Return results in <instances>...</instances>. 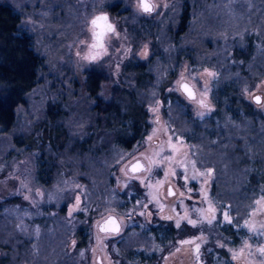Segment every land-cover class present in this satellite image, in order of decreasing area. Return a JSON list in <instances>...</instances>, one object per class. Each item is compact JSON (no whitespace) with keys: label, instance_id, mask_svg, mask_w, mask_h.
Returning <instances> with one entry per match:
<instances>
[{"label":"rangeland","instance_id":"374dc122","mask_svg":"<svg viewBox=\"0 0 264 264\" xmlns=\"http://www.w3.org/2000/svg\"><path fill=\"white\" fill-rule=\"evenodd\" d=\"M2 1L20 13L22 29L32 35L33 46L44 60L27 105L17 111L16 126L9 132L0 128L1 213L6 223L13 226L17 238L0 231L2 245H7L9 240L16 244L20 235L36 247L40 234L52 233L49 230L56 219L57 228L61 224L70 232L66 253L76 252L78 262L264 264V253L260 251L264 249V196L238 225L229 206L217 201L212 193V170L201 169L195 163L190 145L166 118L163 103L149 109L151 128L147 136L111 172L112 186L99 204L89 201L86 186L74 175L62 174L48 185L40 184L37 164L40 158L43 163L47 161L42 149L18 146L24 140L23 135L44 119L49 103L65 99L64 109L76 106L87 94L91 74L99 80V93L96 98H87L89 109L97 104L106 106L123 88L133 86L134 81L126 72L128 63L146 62L156 46L155 38L150 35L136 41L129 28L135 23L134 17L143 19L145 26H153L165 15L179 12V8H208L210 24L202 28L206 30L207 42L213 45L219 39L231 55L235 47L246 48L250 39L256 52L264 48V0H195L188 5L183 0H148L152 4L151 12L142 10L140 0ZM98 17L107 19L98 20ZM93 20L97 23L93 24ZM100 24L104 25L102 31ZM109 25L114 31L109 30ZM216 78L215 68L194 71L185 62L172 89L189 106L193 116L202 117L215 110L210 95ZM183 81L194 88L195 99L190 100L182 93ZM256 94L262 96L261 104L253 102ZM243 96L264 114V77L246 86ZM16 135L18 143L14 141ZM112 137L111 131L101 127L96 144L110 143ZM172 145L177 151L172 150ZM136 159H141L147 169L132 174L127 167ZM168 185L176 190L174 196L167 194ZM109 215L117 216L122 224L118 234H103L98 229L99 223ZM189 221L195 222V226ZM160 223L172 224L183 236L170 240L168 235L160 234L157 241L137 239ZM229 225L235 229L233 238L222 231ZM80 228L89 236L88 245L76 251L74 234ZM135 240L136 244L128 245ZM5 251L0 248V257L5 256ZM16 257L17 252L12 253V258Z\"/></svg>","mask_w":264,"mask_h":264},{"label":"trees","instance_id":"16d2710c","mask_svg":"<svg viewBox=\"0 0 264 264\" xmlns=\"http://www.w3.org/2000/svg\"><path fill=\"white\" fill-rule=\"evenodd\" d=\"M183 1L188 5L195 0ZM207 9L179 8V12L165 15L153 26H145L143 19L134 17L135 23L129 27L131 34L136 41L143 35L155 38V51L146 62L128 63L126 72L132 77L133 86L123 88L106 106L97 104L89 109L87 98H96L99 93V80L92 74L87 94L76 106L64 109L65 99L48 104L44 119L23 135V142L18 141L21 147H40L46 156L45 163L40 158L37 164L40 184L48 185L59 176L74 175L86 186L89 201L101 203L112 186L111 172L147 136L151 128L149 109L163 103L166 118L190 145L195 163L201 169L212 170L214 197L229 206L238 225L243 222L256 201L264 196V114L243 96L246 86L264 77V48L255 52L248 39L246 48L235 47L230 55L219 39L213 45L207 42L206 30H202L210 24ZM148 30L153 32L148 34ZM185 62L194 71L205 67L217 70L210 95L215 110L209 115L193 116L189 106L172 89L177 72ZM43 65V58L33 46L32 35L22 29L20 13L0 0L2 131L9 132L16 126L17 111L27 105ZM101 127L112 132L110 143L96 144ZM114 197L115 202L120 200L119 195ZM2 207L0 203V231L8 237L12 233L17 239L13 226L6 223L1 213ZM162 225L152 227L148 234H141L137 239L157 241L160 234L168 235L170 240L183 236L172 224ZM57 226L55 219L49 230L52 233L40 234L36 247L20 235L16 244L11 240L7 245L0 242V248L3 252L6 250L0 264H89L78 262L75 251L66 253L70 232L61 224ZM84 231L80 228L74 234L76 251L88 245L89 236ZM222 231L228 238L235 237L233 225ZM131 242L128 245L136 244V240ZM16 252L17 257L13 259L12 253Z\"/></svg>","mask_w":264,"mask_h":264},{"label":"water","instance_id":"95a60500","mask_svg":"<svg viewBox=\"0 0 264 264\" xmlns=\"http://www.w3.org/2000/svg\"><path fill=\"white\" fill-rule=\"evenodd\" d=\"M140 3H141V7H142V10L144 12H151L152 11V4L148 1V0H140ZM144 3H147L150 7V11H145L144 8H143V4ZM104 25L103 24H100L99 25V29L102 31L104 30ZM183 85H187L188 86V89L189 91L192 93V95L190 96L188 91H185L184 87H182ZM180 90L182 91V93L190 100H193L196 98V92L194 90V88L186 81H183L181 84H180ZM257 98H259V102H257ZM253 102L256 103V104H261L262 103V96L260 94H256L253 96ZM139 164L141 167L136 170V171H133V166L134 165H137ZM128 171L132 174H139V173H142L144 172L147 167L146 165L144 164V162L141 160V159H136L134 161H132L128 167H127ZM169 188L172 189L173 193L174 192V189H173V186L172 185H168L167 187V191L169 190ZM174 195V194H173ZM173 195H169V196H173ZM98 229L101 233L103 234H118L121 229H122V224L120 222V220L118 219L117 216L115 215H109L107 216L105 219H103L100 223H99V226H98Z\"/></svg>","mask_w":264,"mask_h":264},{"label":"snow or ice","instance_id":"6c2138e0","mask_svg":"<svg viewBox=\"0 0 264 264\" xmlns=\"http://www.w3.org/2000/svg\"><path fill=\"white\" fill-rule=\"evenodd\" d=\"M142 6H143V8H144L145 11H150V10H151L150 7H149V5H148L147 3H144ZM97 19H98V20H99V19L106 20L107 18H106V17H98ZM92 23H93V24H96V23H97V20H93ZM108 27H109V30H113V29H111V26H110V25H109ZM113 31H114V30H113ZM182 87H184L185 91H188V93H189L190 96L192 95V93L189 91L187 85H183ZM257 102H259V98H257ZM172 150H173V151H177L175 145H172ZM170 161H171V158H169V162H170ZM156 166L159 167L160 165L157 164ZM140 167H141V166H140L139 164L134 165L132 170H133V171H136V170H138ZM172 175L175 176V171L172 172ZM193 178H195V177H193ZM183 179H184L185 181H187L188 178H187V176H184ZM158 183H160V182H158ZM173 194H174V193H173L172 189L169 188V190H168V195H173ZM181 195H183V194H181ZM225 219H227V216H225ZM209 222H210V221H209ZM189 223H191V224H193V226H195V222H193V221H189ZM177 226H179V225H177ZM183 243H190V241H184ZM198 250H199V245H197V251H198ZM260 251H261L262 253H264V249H261Z\"/></svg>","mask_w":264,"mask_h":264},{"label":"flooded vegetation","instance_id":"af4514ba","mask_svg":"<svg viewBox=\"0 0 264 264\" xmlns=\"http://www.w3.org/2000/svg\"><path fill=\"white\" fill-rule=\"evenodd\" d=\"M174 192H175V193H174V195H175V194H176V190H174ZM167 194H168V191H167ZM174 195H173V196H174Z\"/></svg>","mask_w":264,"mask_h":264}]
</instances>
